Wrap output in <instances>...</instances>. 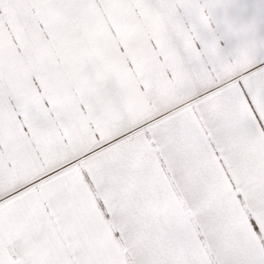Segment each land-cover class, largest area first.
<instances>
[{"label":"snow or ice","instance_id":"6c2138e0","mask_svg":"<svg viewBox=\"0 0 264 264\" xmlns=\"http://www.w3.org/2000/svg\"><path fill=\"white\" fill-rule=\"evenodd\" d=\"M0 264H264V0H0Z\"/></svg>","mask_w":264,"mask_h":264}]
</instances>
